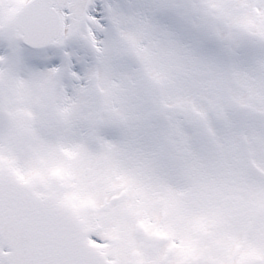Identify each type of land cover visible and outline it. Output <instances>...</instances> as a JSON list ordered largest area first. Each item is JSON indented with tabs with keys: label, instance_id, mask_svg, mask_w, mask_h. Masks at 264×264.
Instances as JSON below:
<instances>
[{
	"label": "snow or ice",
	"instance_id": "obj_1",
	"mask_svg": "<svg viewBox=\"0 0 264 264\" xmlns=\"http://www.w3.org/2000/svg\"><path fill=\"white\" fill-rule=\"evenodd\" d=\"M0 264H264V0H0Z\"/></svg>",
	"mask_w": 264,
	"mask_h": 264
}]
</instances>
